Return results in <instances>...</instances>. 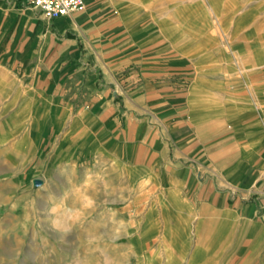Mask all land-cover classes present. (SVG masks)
Instances as JSON below:
<instances>
[{"label": "crops", "instance_id": "0c3cea01", "mask_svg": "<svg viewBox=\"0 0 264 264\" xmlns=\"http://www.w3.org/2000/svg\"><path fill=\"white\" fill-rule=\"evenodd\" d=\"M33 1L0 0L5 186L40 159L47 194L89 178L90 194H105L89 220L105 238L89 252L105 264H264L253 0H85L53 19ZM25 252V264L80 254ZM9 255L0 264H18Z\"/></svg>", "mask_w": 264, "mask_h": 264}, {"label": "rangeland", "instance_id": "374dc122", "mask_svg": "<svg viewBox=\"0 0 264 264\" xmlns=\"http://www.w3.org/2000/svg\"><path fill=\"white\" fill-rule=\"evenodd\" d=\"M253 27L259 30L264 29V0H253ZM46 166L47 161L43 159L26 164V168L20 174L21 183L16 188L5 186L4 177L0 179V252H9L13 256L19 253V257H12L11 261H14L15 258L18 264L20 262L25 264L27 260H31L25 251L28 252L32 249L34 251L42 250L52 246L57 248L59 245L66 243V250H71L76 246L80 250V255L85 257L89 264H94L95 261L105 264L104 258H95L89 252L91 245L87 241V233L94 230V227L90 226L89 221L78 229L76 233L71 234L69 241H65V243H59L58 234L51 229L50 225L43 222L47 209L50 207L48 200L55 202L53 196L57 199L63 196L62 193L56 190L51 194L44 192L42 181L43 172L44 175L46 174ZM5 168L3 166L1 169L3 173L6 170ZM48 180L54 186L59 184L57 178L54 180L51 177ZM82 182L84 181L78 178L73 180L72 184L75 186L80 185ZM103 198H105V194L102 193L96 200L97 202L102 201ZM38 215L42 221L41 228L38 224ZM100 228L102 227H98V229ZM38 236L39 239L37 240ZM30 247L32 249H29ZM72 258L71 254H67L65 261L62 263L57 262V259L53 257L49 258V260L51 264H70Z\"/></svg>", "mask_w": 264, "mask_h": 264}, {"label": "clouds", "instance_id": "9594fccd", "mask_svg": "<svg viewBox=\"0 0 264 264\" xmlns=\"http://www.w3.org/2000/svg\"><path fill=\"white\" fill-rule=\"evenodd\" d=\"M65 178L69 185L67 191L59 199L53 196L55 202L48 200L50 207L47 209V214L43 219V222L50 225L51 229L58 234L59 243H64L69 235L76 233L78 229L82 228L98 208L97 200L89 192V178L86 177L83 184L75 186L67 177ZM48 190L49 185L45 191ZM38 224L41 228L42 221L39 215ZM112 231L116 232L117 230L114 227ZM104 238L103 233L99 230H92L87 233L89 245L99 244ZM70 264H89V261L77 253L73 256ZM106 264H120V261L110 257Z\"/></svg>", "mask_w": 264, "mask_h": 264}, {"label": "built area", "instance_id": "2783aa9c", "mask_svg": "<svg viewBox=\"0 0 264 264\" xmlns=\"http://www.w3.org/2000/svg\"><path fill=\"white\" fill-rule=\"evenodd\" d=\"M34 5L49 19L82 10L85 0H34Z\"/></svg>", "mask_w": 264, "mask_h": 264}, {"label": "bare ground", "instance_id": "6f19581e", "mask_svg": "<svg viewBox=\"0 0 264 264\" xmlns=\"http://www.w3.org/2000/svg\"><path fill=\"white\" fill-rule=\"evenodd\" d=\"M30 249H32V248H30Z\"/></svg>", "mask_w": 264, "mask_h": 264}]
</instances>
